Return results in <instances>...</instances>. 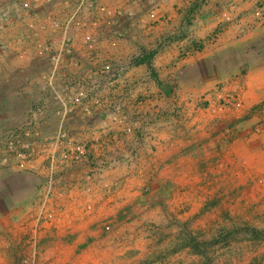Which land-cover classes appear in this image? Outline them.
I'll return each instance as SVG.
<instances>
[{"label":"rangeland","instance_id":"obj_1","mask_svg":"<svg viewBox=\"0 0 264 264\" xmlns=\"http://www.w3.org/2000/svg\"><path fill=\"white\" fill-rule=\"evenodd\" d=\"M94 1L58 64L0 3V193L46 194L31 258L264 264V0ZM70 219L92 225L53 230Z\"/></svg>","mask_w":264,"mask_h":264},{"label":"built area","instance_id":"obj_2","mask_svg":"<svg viewBox=\"0 0 264 264\" xmlns=\"http://www.w3.org/2000/svg\"><path fill=\"white\" fill-rule=\"evenodd\" d=\"M2 2L12 5L19 10L20 19L18 22L23 25L26 31H32V36L37 40L38 51H47V53L51 55L50 59L55 64L60 63L63 55H70L73 53V47H75L78 39L83 38V40L86 41L94 35L92 32H85V36L83 37L80 35V31H77L79 28H83L86 25V29L88 30L91 29L89 24L95 25V17L90 14V8H92L95 3L94 0H0V3ZM65 8H71L73 11L67 12ZM40 13L46 14V16L41 17ZM106 16L110 18L112 16V11H108ZM44 18L46 22L42 26L41 22L45 21ZM45 31L55 33V36L62 39L63 42L58 50H61L59 53L50 47H46L42 42L44 36L41 32ZM55 36L51 34L52 38H55ZM18 57L24 59L25 54L20 53ZM77 102L81 101L77 100L76 103ZM69 146H71L70 149L75 152L73 157L75 156L77 160H80L86 153V147L82 142L70 141ZM46 149L49 150V147H46ZM59 197L61 199L64 198V194L61 193ZM23 264L37 263L35 257H25L23 259Z\"/></svg>","mask_w":264,"mask_h":264},{"label":"crops","instance_id":"obj_3","mask_svg":"<svg viewBox=\"0 0 264 264\" xmlns=\"http://www.w3.org/2000/svg\"><path fill=\"white\" fill-rule=\"evenodd\" d=\"M82 30H84V27L79 28L77 31ZM80 35L83 37L85 36L83 32H81ZM2 197L7 198L11 203L7 211L0 210V264H7L13 259L12 256L14 257L19 254L22 255V258H29L37 249L43 250V248L39 247L40 242H33L34 245L37 243V249H35L33 245L29 246L26 240L31 238L33 233L41 230V228L38 230L36 226L37 221L32 219V214H28L32 206V201L37 198L42 202L46 199V194L41 193L38 194V197H35L32 192L26 190L25 192L19 193H0V198ZM34 210V215H36L38 209ZM4 216L8 218V220L5 219L7 222H3ZM91 225L90 223L81 224L79 221L77 222L70 219L68 222L61 225L56 223L53 230L55 228H58V230L65 229L66 231L68 229L73 231L85 230L86 228L89 229ZM26 232H29V235L23 236V233L26 234ZM42 244L45 246V254L40 256V261L42 260L43 264L79 263L78 258L80 257L76 255V246H67L66 242L62 243L56 240H52L47 244L46 242ZM85 258H87L86 263H94L95 261V259H90L89 257Z\"/></svg>","mask_w":264,"mask_h":264},{"label":"trees","instance_id":"obj_4","mask_svg":"<svg viewBox=\"0 0 264 264\" xmlns=\"http://www.w3.org/2000/svg\"><path fill=\"white\" fill-rule=\"evenodd\" d=\"M191 247L194 249H196V250H199V245L198 244H196V241H195V239H192V245H191Z\"/></svg>","mask_w":264,"mask_h":264}]
</instances>
